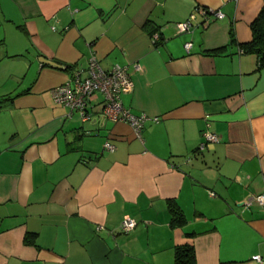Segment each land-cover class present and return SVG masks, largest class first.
Here are the masks:
<instances>
[{
    "label": "crops",
    "instance_id": "1",
    "mask_svg": "<svg viewBox=\"0 0 264 264\" xmlns=\"http://www.w3.org/2000/svg\"><path fill=\"white\" fill-rule=\"evenodd\" d=\"M199 7L225 17L204 24ZM263 8L0 0V264H174L184 244L197 264H259L264 206L245 202L264 194V68L241 51ZM192 14L193 31L179 33ZM91 48L106 70L128 68L125 107L159 118L142 139L101 117V93L87 121L54 100L71 74L63 66H86ZM206 130L221 140L200 149ZM170 202L186 225H172ZM125 217L137 224L130 233Z\"/></svg>",
    "mask_w": 264,
    "mask_h": 264
},
{
    "label": "built area",
    "instance_id": "2",
    "mask_svg": "<svg viewBox=\"0 0 264 264\" xmlns=\"http://www.w3.org/2000/svg\"><path fill=\"white\" fill-rule=\"evenodd\" d=\"M197 12L203 17L204 24L210 23L211 20L225 17V14L220 10L216 11L199 7ZM196 19L197 14H192L187 22L179 23L177 26L179 33L192 32L195 28L194 21ZM53 30H55V27H53ZM160 38L159 33H155L152 36L155 44L160 41ZM192 47V41L186 42L185 49L188 53H190ZM135 68L140 70L141 66L136 64ZM69 71L71 74L67 82L54 88L52 93L57 103L71 110L70 115L77 112L83 121L91 119L90 100L95 94L101 93L104 96L101 117L113 122H126L130 124L140 139L143 138V131L148 122L159 121L158 117H150L145 113L135 114L131 109L125 107L123 96L133 93L135 89V83L127 67L115 65L110 70H106L101 65L96 53L91 50L86 66L72 67ZM203 136L205 142L200 145V149H204L208 143H217L221 140L219 135L210 130H206ZM105 148L109 151L116 149L110 141L105 143ZM252 200H256L260 205L264 206V194L251 196L245 204L249 205ZM136 225L134 219L125 217L120 226L121 231L123 233H130L135 229ZM253 260L259 264H264V259L260 255L254 256Z\"/></svg>",
    "mask_w": 264,
    "mask_h": 264
},
{
    "label": "trees",
    "instance_id": "3",
    "mask_svg": "<svg viewBox=\"0 0 264 264\" xmlns=\"http://www.w3.org/2000/svg\"><path fill=\"white\" fill-rule=\"evenodd\" d=\"M53 27H55L56 30V26L53 25L52 29ZM251 29L253 33V38L250 42L242 46V50L243 52L256 55L259 59L260 67L264 68V8L261 10L259 16L252 23ZM159 42H161V38ZM91 50L95 52V50H93L92 48ZM72 67L73 66L65 65L63 66V69L69 70ZM170 209L173 213L172 225L174 227H182L186 225L187 218L185 217L180 207L176 203L170 202ZM174 264H197V255L194 245L184 244L177 246L175 248Z\"/></svg>",
    "mask_w": 264,
    "mask_h": 264
},
{
    "label": "rangeland",
    "instance_id": "4",
    "mask_svg": "<svg viewBox=\"0 0 264 264\" xmlns=\"http://www.w3.org/2000/svg\"><path fill=\"white\" fill-rule=\"evenodd\" d=\"M55 24V23H54ZM53 26V25H52Z\"/></svg>",
    "mask_w": 264,
    "mask_h": 264
}]
</instances>
